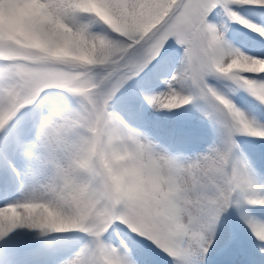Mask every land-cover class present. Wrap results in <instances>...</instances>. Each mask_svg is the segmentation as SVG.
<instances>
[{
  "label": "snow or ice",
  "instance_id": "snow-or-ice-1",
  "mask_svg": "<svg viewBox=\"0 0 264 264\" xmlns=\"http://www.w3.org/2000/svg\"><path fill=\"white\" fill-rule=\"evenodd\" d=\"M169 41L182 49L179 69L141 96L158 111L203 114L211 139L194 155H168L112 108L130 81L174 64ZM93 125L176 171L204 161L211 183L195 201L170 192L164 211L149 193L102 191L111 160L79 150ZM237 136L264 148V0H0V264H20L36 236L69 233L86 242L66 264H153L154 249L172 264H208L210 250L234 243L221 226L237 217L264 255V221L252 215L264 214V187ZM74 162L87 186L72 178Z\"/></svg>",
  "mask_w": 264,
  "mask_h": 264
},
{
  "label": "rangeland",
  "instance_id": "rangeland-1",
  "mask_svg": "<svg viewBox=\"0 0 264 264\" xmlns=\"http://www.w3.org/2000/svg\"><path fill=\"white\" fill-rule=\"evenodd\" d=\"M169 44L172 45L175 52L174 64L164 72L154 73L151 79L130 81L114 99L112 108L128 122L131 128L147 137L168 155L175 156L181 152L185 155H194L203 152L209 146L206 141L211 139L210 125L203 114L191 106L172 112L158 111L148 106L141 96V93L151 95L163 91L164 81L168 75L171 74V71L179 69L182 49L175 44V41H169ZM27 114V112L24 113V115ZM173 129L177 130V147L173 151H169L167 146L173 138ZM236 142L240 145V151L251 166L253 179L258 185L264 187V148L246 136H237ZM22 195V190L18 187L12 198L13 200L20 199ZM252 215L253 218L257 219V214ZM221 227L222 230L234 234L235 241L229 247L221 245L215 250H210L208 264H236L237 259L242 257L244 245L250 247V241L253 240L249 237L252 234L238 217L224 223ZM85 242L86 239L80 233L50 234L46 237L36 236L31 243L30 254L23 257L20 264H66ZM225 249L229 250L226 251L227 254L222 252ZM231 249L236 250L232 252ZM249 250L264 261V255L255 253L258 250L252 248ZM213 251L216 252L213 253ZM217 252L220 253L215 255ZM223 255L225 256L222 260L214 261L216 257L221 258ZM152 260L153 264H172V261L158 249L153 250ZM248 264L259 263L256 259H250Z\"/></svg>",
  "mask_w": 264,
  "mask_h": 264
},
{
  "label": "clouds",
  "instance_id": "clouds-1",
  "mask_svg": "<svg viewBox=\"0 0 264 264\" xmlns=\"http://www.w3.org/2000/svg\"><path fill=\"white\" fill-rule=\"evenodd\" d=\"M100 52L89 51L87 56H102ZM79 150L91 156L94 152L106 154L111 160V168L104 170V179L100 190L115 194L122 199H140L145 193L155 205L164 211L167 200L163 197L170 192L188 194L192 201L197 199L200 189L211 183L210 167L206 162L193 161L183 166V171H176L170 158L156 152H140L138 142L129 136H122L103 125H93L85 129L79 138ZM199 163V167H197ZM73 168V179L87 186V171L78 163ZM179 206L185 201L177 198ZM55 225L56 222H53ZM58 226V225H57Z\"/></svg>",
  "mask_w": 264,
  "mask_h": 264
},
{
  "label": "bare ground",
  "instance_id": "bare-ground-1",
  "mask_svg": "<svg viewBox=\"0 0 264 264\" xmlns=\"http://www.w3.org/2000/svg\"><path fill=\"white\" fill-rule=\"evenodd\" d=\"M223 225H224V224H223ZM250 235H251V234H250ZM214 250H215V249H214ZM237 250H238V249H237ZM255 250H256V249H255ZM226 251L228 252L229 250L226 249V250H223L222 252L224 253V252H226ZM231 251L233 252V251H235V250H234V249H231ZM214 252H216V251H213V253H214ZM227 252H226V254H227ZM213 253H212V254H213ZM232 255H233V254H232ZM258 255H259V254H258ZM261 256H263V255H261ZM256 257H258V256H256ZM259 257H260V256H259ZM259 257H258V258H259ZM259 259H260V258H259ZM263 260H264V258H263Z\"/></svg>",
  "mask_w": 264,
  "mask_h": 264
}]
</instances>
